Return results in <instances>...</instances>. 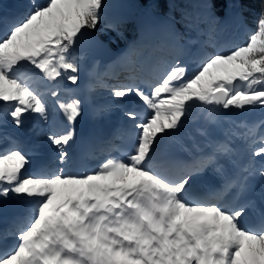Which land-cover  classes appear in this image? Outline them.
Segmentation results:
<instances>
[{
    "label": "snow or ice",
    "instance_id": "snow-or-ice-1",
    "mask_svg": "<svg viewBox=\"0 0 264 264\" xmlns=\"http://www.w3.org/2000/svg\"><path fill=\"white\" fill-rule=\"evenodd\" d=\"M164 3L167 11L155 14ZM260 3L256 29L247 43L231 51H202L197 67L189 71L188 63L181 62L188 45L216 48L218 26L244 22L243 13L233 11L241 5L234 0H152L141 39L114 62L128 72V83L111 86V95L121 103L94 110V116L103 119L112 107L131 104L123 114L133 123L112 136L86 141L107 153L86 173L41 166L28 175L22 170L31 162V150L0 132V144H7L0 151V215L8 212L9 201L27 205L0 231V241L14 238L11 246L0 248V264H264V133L257 138L264 120L235 125L243 132L229 130L246 142L251 157L261 158L259 168L251 160L240 165L230 143L212 138L207 128L200 130L207 150L180 138L197 104L207 108L215 124L227 119L229 109L264 108V0ZM15 7L22 11L0 15V128L8 116L19 128L26 112L48 118L37 81H56L53 97L61 80L79 87L82 67L76 49L106 20L113 5L108 0H28ZM126 23L117 16L106 27L123 37ZM181 27L207 39L181 43ZM146 33L154 37L150 43L145 42ZM92 42L103 46L95 37ZM142 48L163 55L133 59ZM166 56L172 57L171 64ZM153 60L168 66L154 67L156 82L149 83L138 72ZM29 66L42 77L27 75ZM93 75L100 78L95 71ZM131 98L142 101L147 111H138ZM81 103L77 98L59 104L69 124L81 116ZM74 137V128L48 136L59 150L60 165L71 163L64 146ZM125 137L134 141L128 148L113 142ZM165 139L174 140L188 158L166 152ZM229 163L236 170L229 169ZM206 173L219 177V183L201 189ZM257 175L258 199L247 196L255 192L251 181ZM230 194L231 202L226 199Z\"/></svg>",
    "mask_w": 264,
    "mask_h": 264
},
{
    "label": "rangeland",
    "instance_id": "rangeland-1",
    "mask_svg": "<svg viewBox=\"0 0 264 264\" xmlns=\"http://www.w3.org/2000/svg\"><path fill=\"white\" fill-rule=\"evenodd\" d=\"M18 1H21V0H18ZM26 1H28V0H26ZM129 1L125 2V0H108V2L111 5H113V7L109 9L106 20H102L101 23L97 25V29L95 30L101 36V38L103 40L110 42L112 47L114 49H117L119 51V53H121V54L128 48L130 43H132L133 41H137V40L141 39V28L149 20L148 13L145 14L146 16L139 15L138 10H136V9L134 10L132 3ZM235 11H237V10H235ZM119 14H120V16L125 17L126 20L128 19L127 23L123 27V32H124L123 37L117 36L115 32L111 31L110 29H108L106 27V23L110 22L114 17H117ZM187 34H192V35H190L188 38H185L186 40L189 38L196 40V41H204L207 39L206 36L198 35L196 31H188L187 30ZM225 34H226L225 30L219 31V34L216 33V37H215L216 45H217L216 48L208 46V47H205L204 49H201V43L198 42V43H196V44L194 43V44L198 47L197 49L201 50V53H202V51H206L208 53H213L217 50V48H219L220 50H223V51H231L235 47L242 46L245 43H247L248 38H249V35L246 34V29L244 27L237 29L236 40H234L233 42H228V40L225 38ZM148 35L149 34L146 33L144 39L147 38ZM186 40H184V41H186ZM194 44H191V45H194ZM143 49L144 48L139 49L137 54L134 55L133 58L136 59L137 57H139L140 59H144V58H142ZM196 57L197 56L195 54H190L189 49H187V55L183 56L181 62L182 63L187 62L188 67H189L191 62L195 61ZM86 61H88V63H89L88 66H86V62L84 61V59L83 60L80 59L81 67H82V72H81L82 82L85 80L86 74H93L94 71L96 72V70L98 69L97 66H99V61L96 58H94L93 56H89V59H87ZM164 66H168V65H164ZM157 67H162V65H157ZM30 72L31 73L36 72L38 75L41 74V73H39V70H35V69H31ZM140 73L141 72H138V76L141 77ZM125 80H127V79L123 78L122 81H125ZM95 98H96V96H95ZM73 99H75V98L72 97L70 99V101H72ZM102 100H105V99L103 98ZM105 101L106 102H102V103H104V104L108 103L109 100H105ZM198 105L199 104H197V106L194 107L192 110V118L189 121L187 127L185 128L187 131H190V132L195 131L198 128L199 123L201 122L195 116V111H196ZM207 107L210 108L213 106H207ZM2 108H3V102H0V119H4V117L2 115ZM237 111H239V110L238 109L226 110L227 119H224L221 124L213 123L215 126V129H216V133L224 131V132H227V134L229 136L231 135L229 130L235 128V125H237L235 122V119H237V117H235ZM243 112H245V117H244L243 123H246L248 125H256L261 120H264V108H260V107H256V106H250V107H246L243 110ZM206 113H208L207 108H206ZM21 119L23 121H25L23 118H21ZM208 119L210 121L209 116H208ZM26 121L33 122V119L30 118V115H29ZM7 122L8 121L6 120V123ZM233 122H235V123H233ZM5 126L6 125H4L3 129L5 128ZM227 128H228V130H226ZM237 129L238 128H235L236 131H237ZM240 129L242 131H245V129H243V128H240ZM47 130H48V126L46 124H44L43 127L36 128V130H34L36 132H39V134L35 135V132H33V136L37 141H41L42 143L47 142L49 144V146H54V144H52V142L48 139V136L50 134L47 132ZM261 133H264V126H261L260 128L257 129V138L259 137V135ZM57 134H59V133H57ZM230 137L233 138V136H230ZM1 146H5V144H3ZM255 146L259 147V143H257ZM253 160L254 161L256 160L257 162L260 163L261 158L260 157H254ZM56 166H57L56 169L63 167L62 165H60L59 159L56 160L54 167H56ZM12 206H14V205H12Z\"/></svg>",
    "mask_w": 264,
    "mask_h": 264
},
{
    "label": "bare ground",
    "instance_id": "bare-ground-1",
    "mask_svg": "<svg viewBox=\"0 0 264 264\" xmlns=\"http://www.w3.org/2000/svg\"><path fill=\"white\" fill-rule=\"evenodd\" d=\"M126 1H129V0H125V2ZM21 3H24L23 2V0H21ZM12 9L14 8V7H11ZM19 11H22L21 9H18V8H16L15 9V12L13 13V11H10V10H6V8L3 6H1L0 5V15H2L3 13H8L9 15H13V14H17ZM148 38H149V40H153L154 39V37L153 36H151V35H148ZM149 52H151V51H144V52H142L143 54H148ZM149 54H151V53H149ZM121 55V53H119V56ZM159 56H161V55H159ZM158 56V57H159ZM153 58H155L154 56H152ZM80 58H82V59H84V61L86 62V66H88V61H86L87 59H89V55H82ZM134 59V58H133ZM100 63V62H99ZM102 67V68H101ZM116 68H123V66L122 65H120V64H114V65H112L111 67H109V68H107V71H111V72H113L114 71V69H116ZM101 69V71H103V65H101L100 64V68H98V70H100ZM33 75V74H32ZM32 75H29V76H32ZM42 77V76H41ZM33 79H35V77H33ZM56 84V81H53V84L52 85H48V84H45V82H44V84H42V86H43V88H49V89H51L52 88V86L53 85H55ZM59 88H61V87H63V84H59V86H58ZM42 88V87H41ZM144 88V87H143ZM147 90V89H146ZM101 97H106V98H109V96H111L112 97V95H111V93L109 94V95H105V94H103V95H100ZM44 97H45V101H46V104H47V107H48V109H49V111H48V118L45 120V119H43L42 117H41V115L39 114V113H30V117L34 120V122H35V124H37L38 126H40V127H43V125L44 124H46L47 126H48V130H47V132L50 134V135H52V134H56V133H58V130H57V126L60 124V120H59V118L56 116V111H55V109H54V104H53V102H52V98L50 99V96H49V94L48 93H45L44 94ZM111 97H110V99H111ZM82 98V100H81V102L83 103V99H84V97L82 96L81 97ZM81 103V104H82ZM91 104V103H90ZM82 113H85V115L87 116V120L85 121V122H83L82 123V125H81V129H82V127H83V129L84 128H88V127H90V126H92L93 127V129L95 130V134H97V133H104V132H107L106 133V135L107 136H112L111 135V133L110 132H108V131H111L113 128H112V126L109 124V123H107L106 122V117L105 118H103V119H98V118H96L94 115H92L91 113H90V111H88V108H87V110L86 111H84V112H82ZM206 114V115H205ZM201 118H203V122L201 123V124H203V123H209V125H208V127H207V129L210 131V133H211V135H212V138H214V139H216V140H219V141H226V140H230V144H234V145H236L235 144V141L234 140H232L231 139V135L229 136L228 134H227V132H219V133H216V129H215V126H214V124L213 123H211V121H209V119H208V113H206V109H204V114H202V116H201ZM200 118V119H201ZM6 127V126H5ZM29 127V126H28ZM77 129H79V128H77ZM200 130L201 129H198L197 130V132H198V135L197 134H195V135H188V134H184V135H186V136H183V135H180V137H181V139H183L184 140V142L185 143H190V145L191 144H193V143H198L202 148H206L207 147V145L206 144H204V137H202L201 135H200ZM226 130H228V128L226 129ZM240 132H243L242 130L240 131ZM229 136V137H228ZM80 137H81V140L79 141V143H86V141L90 138V137H84V132L82 131L81 133H80ZM92 137V136H91ZM237 138V137H236ZM226 139V140H225ZM87 144V143H86ZM1 146V145H0ZM69 148H70V152H69V155H71V158H72V156L74 155V153H77V152H75V148H74V146H72L70 143H69ZM236 147H237V145H236ZM65 150H67L66 148H65ZM249 152V151H248ZM46 154L47 155H52V154H58L59 155V150H58V148H57V146L52 150V152H49V151H47L46 152ZM241 155L242 154H240L239 155V157H238V162H239V164H243V158L241 157ZM249 155H250V153H249ZM76 157H77V155H76ZM100 159H102V158H100ZM245 162L246 163H248L249 162V157H247L246 159H245ZM257 163V162H256ZM66 165H68V164H66ZM255 167L256 168H259V166L257 165V164H255ZM24 172V171H23ZM10 204H13V201H9V204H8V207H9V210H8V212L7 213H5V214H3L2 215V217L0 218V219H2V220H5L8 216H13V214L11 213L12 211H13V209H17L16 207H14V208H12V207H10ZM18 206H22L23 207V209L25 208V207H27V205H24V204H18ZM11 213V214H10ZM8 214H10V215H8Z\"/></svg>",
    "mask_w": 264,
    "mask_h": 264
},
{
    "label": "trees",
    "instance_id": "trees-1",
    "mask_svg": "<svg viewBox=\"0 0 264 264\" xmlns=\"http://www.w3.org/2000/svg\"><path fill=\"white\" fill-rule=\"evenodd\" d=\"M150 2H152V0H137L135 7L143 10L144 12H149L148 6ZM234 2L241 5V8H239L238 10L243 13L244 22L238 23L229 21L226 25H222V27H226L225 31L229 33V39L233 38L231 37V35L234 36L236 32L235 28L244 27L246 29V33L250 35V32L256 29V20L262 7L260 0H234ZM181 7H184V5L181 4ZM162 11H167L166 3H164L162 9L155 10V13H162ZM177 16H179V13H177ZM203 26L204 25H201V27Z\"/></svg>",
    "mask_w": 264,
    "mask_h": 264
},
{
    "label": "water",
    "instance_id": "water-1",
    "mask_svg": "<svg viewBox=\"0 0 264 264\" xmlns=\"http://www.w3.org/2000/svg\"><path fill=\"white\" fill-rule=\"evenodd\" d=\"M92 37H95L96 40L101 41L103 46H94L92 42ZM76 53L86 54L91 53L98 57L103 64H111L116 61L118 54L114 51L108 44V42L103 41L98 34L90 31L89 37L76 49Z\"/></svg>",
    "mask_w": 264,
    "mask_h": 264
}]
</instances>
